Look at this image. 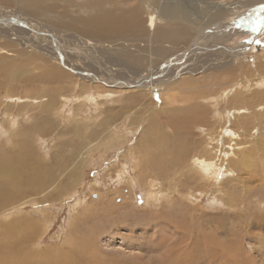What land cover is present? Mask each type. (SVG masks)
<instances>
[{
    "label": "rangeland",
    "instance_id": "1",
    "mask_svg": "<svg viewBox=\"0 0 264 264\" xmlns=\"http://www.w3.org/2000/svg\"><path fill=\"white\" fill-rule=\"evenodd\" d=\"M5 1L6 4L0 0V9L4 8V12L12 10L11 17L16 20L17 15L28 20L34 18L35 23L47 32H40L44 33V39L42 36L41 40L37 39L40 35L34 27L35 32L27 34V38L36 39L34 44L27 41L26 34L23 41L17 38L19 36L9 37L5 33L6 40H0V47L14 49L7 53L0 50V152L4 151L6 157L10 151L12 154L19 152L22 143L24 146L30 143L26 152L32 153L23 165L16 164V170L23 171V184L11 188L15 191H10L9 197L0 199V205L4 207H0V250L6 244L9 252L17 256L12 251L17 252L21 248L30 257L43 258L45 255L52 264L57 261L75 264L161 263L169 252L165 245L160 246L159 243L164 235L169 236L171 232L176 238L178 232L167 221V216H156L160 215V209H164L176 219L179 210L185 207L192 210L188 215H192V218L188 217L192 224L187 229L194 227L198 231L199 226L212 222L221 226L223 231L230 232L229 235L218 234L220 241L242 243L238 250H230L227 258L222 257V246L215 243L219 255L216 254L213 264H240V259L245 264H264V128H261L264 125V100L257 101L250 90L252 87L264 93V33L258 26L264 21V0H253V3H248L249 0H160L157 4L152 0H130L125 6H119L116 13L141 4L146 34L143 32L144 35L130 40L94 38L100 41L96 47L83 43L91 38L81 31L56 26L50 17L31 9L23 10L20 0ZM83 1L69 3L59 0L57 9L61 12L67 7L74 16L78 4ZM166 1L188 11V19L177 20L179 25H189L191 36L188 40L186 37L177 41H154L155 32L176 25V21L168 19L163 12ZM150 16L156 21L155 31L147 25ZM68 21V18L64 19L63 25ZM8 24L14 25L15 21ZM50 35L56 39L50 40ZM39 40L45 46L53 44L55 49H60L56 40L58 43L61 41L64 47L70 48V54L76 55L74 63L80 67H85L86 63L95 64L99 74L90 77L92 79L78 75L68 66L70 62L66 56L64 62L67 63L63 64L53 48L56 53L50 55L48 50L38 47ZM212 43L217 46L213 57H226L220 63L219 67L224 66L221 69L204 67L206 62L200 60L202 54L199 52L209 51ZM202 45L204 51L197 48ZM240 50L247 55L236 61L234 54H239ZM249 50L253 51L249 53ZM14 51H18L16 55ZM60 52L65 53L63 50ZM127 52L140 56V62L129 64L124 57H119ZM24 56L28 60L21 58ZM110 56L123 59L130 67L133 66L134 72L135 69H139L136 72L144 71L145 77L159 73L160 82L155 83L151 96L145 82L127 84L133 74L128 67L123 68L125 76L119 74L122 76L117 78L122 79L120 82L113 75L109 74L112 80L105 76L106 64L111 69L119 67L114 62L116 58L111 60ZM238 62L243 63L244 71L251 69L253 73L242 80L249 92L247 103L237 101L238 95L235 96L236 82L238 78L242 79L241 76H236L233 81L226 77L225 71L229 73ZM56 65L65 72L64 76L50 73L48 68ZM18 66H22L21 70ZM19 71L27 73L19 75ZM15 73L19 79H14ZM230 90L233 92L228 98L226 93ZM138 93L142 94L140 98L132 97ZM170 97L172 104L167 105L166 102H171ZM192 106H196L193 111L200 115L196 122L185 115ZM229 111L236 118L230 120L233 115ZM107 115L113 118L108 121ZM36 125L43 131H26L19 136L21 130L34 129ZM258 126L261 131L255 135L261 139L259 145H254L251 135ZM227 129H233L239 137L224 134L221 141V134ZM20 138L25 141L20 142ZM242 149L251 150L252 154L250 162L253 165L246 166V169L245 164L238 162ZM73 152L75 155L71 159L69 155ZM196 156L216 163L219 178L201 180L196 174ZM75 169H79L78 176L69 183L73 189L68 186V190H61L63 183L68 182L66 177ZM9 176V172L4 173L8 184ZM32 178L40 181L39 187L32 188L28 184ZM138 179L144 181L142 187ZM12 185L10 183V187ZM151 191H158L159 201H149ZM135 208L138 212L152 214L150 217L156 219L139 217L128 211L132 209L134 212ZM160 222L163 223L158 224ZM92 231L96 240L90 239L94 243L89 249L88 236L93 234ZM17 238L21 239L20 242ZM234 258L238 261H233ZM204 259L199 254L197 261L190 264H204Z\"/></svg>",
    "mask_w": 264,
    "mask_h": 264
},
{
    "label": "bare ground",
    "instance_id": "2",
    "mask_svg": "<svg viewBox=\"0 0 264 264\" xmlns=\"http://www.w3.org/2000/svg\"><path fill=\"white\" fill-rule=\"evenodd\" d=\"M3 1V0H2ZM9 1V0H8ZM12 1V0H11ZM67 2L69 3H74L75 1L77 0H66ZM78 1H82V0H78ZM130 1V0H84L81 4H78L79 6H77V10L75 11V15L73 16V12L68 9L67 7L63 10V11H58L57 9V3H59V0H20L19 2L22 3V8L23 10L24 9H31L32 11H35V13H39L43 16H45L46 18L50 17L52 18V22H54L56 26H59V25H62V26H65L67 27L68 29H71V30H79L81 31L80 33H83L84 35L86 36H89L91 39H87L85 40L83 43L86 44V46H91L93 45V47L97 46L98 41H95L94 38H97V40L99 39H102V40H110L114 37H117L119 39H124V40H130L132 37H140L142 36V34L144 35L145 32H147V29H146V26H145V21L144 19L142 18V14H141V10H142V7L137 4L135 5L132 9L128 10L127 9H123L121 13L117 14L116 11H117V8H119V6H121L122 4L125 6L126 3ZM253 0H249L248 3H251ZM142 2V1H141ZM139 2V3H141ZM152 2L154 4H157V2H160V0H152ZM167 3H164V10L163 12L168 15V19L170 20H173V21H176V25L174 26H171V27H168V28H162L160 30H158L157 32H155V39L154 41H160V42H165L167 40H172V41H177L178 39L180 38H186L187 37V40L189 39V37L191 36L190 34V27L189 25L187 24H183V25H179V22H177V20H186L188 19L187 17V12L186 10L179 6L178 4H175V3H172L170 1H166ZM4 3L6 4L7 2L4 0ZM247 3V1H246ZM253 3V2H252ZM19 4V3H18ZM143 4V2H142ZM242 4V2H241ZM210 6V5H209ZM61 7V6H60ZM204 8V7H203ZM4 9V8H3ZM3 9H0V40H6V37H4V33L5 34H8L9 37L15 35V36H19L17 38H21V41L24 40V35L26 34V39L27 41L29 42H36V39L34 40L33 37L31 38H27V34L31 33V32H35V28H36V32L40 35L37 39H40L41 40V36L43 38V35L44 33H40V32H47V30H45L44 28H42L43 26H40L37 22L35 23L36 19L34 18H29V20L27 18H23L22 15H17L15 16L16 18H18L17 20L13 17H11L13 15V13L11 12L12 10L9 11V9H7L6 12H10V13H6L4 12ZM161 9V8H160ZM202 9V8H201ZM211 9V8H210ZM200 11V10H199ZM203 11V10H202ZM234 11V9H233ZM201 12V11H200ZM220 12V11H219ZM232 12V11H231ZM203 13V12H202ZM220 14H223L220 12ZM16 15V14H15ZM5 16V17H4ZM68 18L69 21L63 25L62 21L64 19ZM14 19V20H12ZM55 19V20H53ZM255 19V18H254ZM10 21H15V24L14 25H10L8 23H10ZM8 22V23H7ZM29 23V24H28ZM257 24V23H256ZM48 25V23H47ZM147 25L149 26L150 29H153L154 31L157 29V25H156V21L154 20L153 16H150L149 17V20L147 22ZM248 26V25H247ZM256 26V25H255ZM258 26L259 28L261 29L262 31V34L264 33V21H262L260 24L258 23ZM35 27V28H34ZM64 29V28H63ZM258 29V28H257ZM12 31H15V32H12ZM67 31V30H66ZM22 32V33H21ZM144 32V33H143ZM247 32V31H246ZM257 32V31H256ZM23 34V36H22ZM37 34V36H38ZM146 34V33H145ZM245 34V33H244ZM250 34V33H249ZM30 35V34H29ZM32 35V34H31ZM215 35V34H214ZM33 36V35H32ZM146 36V35H145ZM148 36V35H147ZM261 36V35H260ZM212 37V35L210 36ZM16 38V37H15ZM17 38L15 40H17ZM44 39V38H43ZM55 40L56 38H54V36H51L50 35V40ZM10 40V39H9ZM39 40V45L37 44L38 47H41L42 49H45V50H48V54H54L57 52V59H62V63L63 64H66L67 62H70V64L68 65L70 68H72L73 70L77 71V73H79L78 75H81L82 77H85L87 79H92L90 77H92L93 75L95 77H97V75L99 74V70L97 69L96 66H94L93 64L91 63H86V66L85 67H80L79 64H76L74 63V60L73 58L76 56L74 53L73 54H70V48L69 47H64V43L62 44V42L60 41V43H58L56 40V44L58 45L57 47H59L60 49H55L53 46V44H50L51 46H45L43 43L41 44ZM47 40V39H45ZM44 40V42H45ZM60 40V39H59ZM69 40V39H68ZM95 42H93V41ZM3 42V41H2ZM13 42V41H11ZM10 42V43H11ZM25 42V41H24ZM215 42V41H214ZM18 43V41H17ZM53 43V42H52ZM178 43V42H177ZM2 43H0L1 45ZM13 44H15V42H13ZM158 44V43H157ZM205 44H208V41H206ZM204 44V45H205ZM4 45V44H3ZM6 45V44H5ZM53 45V46H52ZM204 45H202L201 47H197L198 49L204 51ZM210 45V44H209ZM215 45V44H214ZM213 43L210 45L211 49L209 51H205V52H199V54H202L201 55V61L202 62H206L205 65H203L204 67H207V68H223L224 66L222 67H219L220 66V63H222L226 57H220L221 59H218L219 58V55L217 56L218 58L216 57H213L214 56V50H216L217 46L215 45L214 46ZM68 46V45H67ZM206 46V45H205ZM78 47V46H77ZM15 48V47H13ZM52 48L56 51L54 52L52 50ZM68 48V49H66ZM73 48V47H72ZM89 48V47H88ZM206 48V47H205ZM8 50H6V47H0V50L2 51V53H7L9 51H13L9 48H7ZM34 49V48H33ZM60 50L62 51H65V53H61ZM69 50V51H68ZM158 50V49H157ZM160 50V49H159ZM0 51V52H1ZM81 51V50H80ZM139 51V50H138ZM236 51V50H235ZM241 51V50H240ZM247 51V49H246ZM253 50H249V53L252 52ZM255 51V50H254ZM15 52H18V51H14L13 54H15ZM20 52V51H19ZM213 52V53H212ZM242 52V51H241ZM241 52H239V54H234L236 55L235 57V60L236 61H240L242 58L240 56H243L245 57L247 55V53L245 52H242V55H241ZM22 53V52H20ZM35 53V52H34ZM72 53V52H71ZM80 53V52H79ZM245 53V54H243ZM10 54V53H9ZM8 54V55H9ZM19 53H17L18 55ZM29 54V53H28ZM33 54V53H32ZM217 54V53H216ZM16 55V54H15ZM25 55V54H23ZM71 55V56H70ZM19 56V55H18ZM53 56V55H52ZM67 57V62H64V57ZM70 56V57H69ZM99 56V55H98ZM181 56V54H180ZM189 56V55H188ZM31 57V55H30ZM36 57V56H35ZM34 57V58H35ZM100 57V56H99ZM115 57V56H114ZM114 57L110 56L109 59L113 60ZM119 57H124L123 59L125 61H129V64L130 63H133L134 65L135 64H138L141 60V57L138 56V55H135L134 53H131V52H127L125 53L124 55L122 56H119ZM238 57V58H237ZM21 58H25L24 57H21ZM20 58V60H21ZM116 59L114 60V62L116 61L118 64H119V67H115L114 69L110 68L108 64H106V68L104 69H107L105 70V76H108L109 79H113L111 76L113 75L114 78L116 80H119L117 79L118 76L119 78L122 77L120 76L119 74L122 73L123 71V68H126L128 67L127 69L129 70V72H133V74L135 76H130L132 77L131 79H128V83H136V82H145L148 86V90L150 92V96L154 90V87H155V83H159L160 81H158V74H153V75H150L148 77H145L146 74H144V71L143 72H136L137 70L139 69H135V72L132 71L134 69H131L132 67H130L126 62L123 61V59L121 58H118V57H115ZM27 58L23 59V60H26ZM89 59V58H88ZM3 60V59H2ZM10 60V59H9ZM13 60V59H12ZM15 60V59H14ZM28 60V59H27ZM31 60V59H30ZM29 60V61H30ZM96 60V59H95ZM28 61V63H29ZM110 61V60H109ZM11 62V61H10ZM26 62V61H25ZM31 62V61H30ZM50 62V61H48ZM54 62V61H53ZM61 62V61H60ZM96 62V61H95ZM93 62V63H95ZM105 62V61H104ZM114 62H111L112 64ZM177 62V61H176ZM244 62V61H243ZM3 63V62H2ZM19 63V62H18ZM175 63V61H174ZM247 63V62H245ZM256 63V62H255ZM7 64V63H6ZM47 64V63H46ZM199 65H201V63L199 62L198 63ZM227 64V63H226ZM229 64V63H228ZM229 65H232V64H229ZM249 66V65H248ZM15 67L17 68V66L15 65ZM15 68V69H16ZM22 68V66H21ZM21 68L18 66V69L21 70ZM67 68V67H66ZM206 68V69H207ZM226 69V68H225ZM228 69V68H227ZM226 69V70H227ZM247 69V68H246ZM17 70V69H16ZM48 70L50 71V73H52V75H57V76H64L65 75V72L62 70L61 67L59 66H53V67H49ZM102 70V69H101ZM146 70V69H144ZM258 70V69H257ZM48 71V72H49ZM107 71V72H106ZM17 72V71H16ZM20 72V71H19ZM26 72V71H25ZM23 73L22 71L20 72L19 75H21V73L23 74H26V73ZM117 72V73H116ZM226 72V77L229 80L233 81V80H236V76H241L242 79L238 78L236 82V86H237V89L235 91V96H237L236 98L238 99L237 101L239 102H243V103H247V96H248V91L245 89L246 87V84L244 83V81H242L245 77V76H249V75H252V70L251 69H248V70H243V63L241 62H238V65H236L235 67H232L230 70H229V73ZM84 75H83V74ZM125 73V72H124ZM18 73H15V76H14V79L18 78L17 77L18 75H16ZM22 74V75H23ZM97 74V75H96ZM111 76H110V75ZM118 74V75H117ZM123 74V73H122ZM129 74V73H128ZM163 74V73H162ZM30 75V74H29ZM124 75V74H123ZM117 76V77H116ZM125 76V75H124ZM21 77V76H20ZM27 77V76H25ZM155 77H157V80H155ZM22 78V77H21ZM24 78V77H23ZM148 78V79H147ZM12 79V80H14ZM30 79V78H29ZM28 79V80H29ZM97 79V78H96ZM25 80V79H24ZM27 80V79H26ZM122 80V79H121ZM121 80H119L118 82H120ZM160 80V79H159ZM226 80V79H225ZM221 81V80H220ZM32 82V81H31ZM116 82V81H115ZM114 82V83H115ZM223 82V80H222ZM224 82H227V81H224ZM117 83V82H116ZM122 83H125L124 81ZM81 84V83H80ZM250 84V83H249ZM255 85V83H253ZM252 84V86H254ZM259 85V84H258ZM106 87V86H105ZM143 87V86H142ZM248 87V86H247ZM153 88V89H152ZM253 91V94H254V97H256L257 101H262L264 100V93L263 91L261 90H255L253 89L252 87H250ZM90 89V88H89ZM152 90V91H151ZM249 90V88H248ZM255 90V91H254ZM231 91H227L226 95L228 98H230L229 94H231ZM233 92V91H232ZM101 96V95H100ZM142 96L135 94L134 97L135 99L137 98H140ZM153 96V95H152ZM234 96V97H235ZM253 96V95H252ZM95 100H96V96L94 97ZM171 98V102L168 101L166 102L167 105H170L172 104V97ZM102 99V98H101ZM133 99V98H132ZM133 99V100H135ZM254 99V98H253ZM139 100V99H138ZM236 100V99H235ZM97 102V101H96ZM226 102V101H225ZM212 103V102H211ZM210 103V104H211ZM223 103V102H222ZM228 103V102H227ZM213 104V103H212ZM49 107V106H47ZM196 106H192V107H189L187 109V112L185 115L191 117L194 121L193 122H196L198 120H200V115L197 113V115H195L196 113L193 111L195 109ZM250 108V107H249ZM199 109V107H198ZM48 109H46L47 111ZM128 110V109H127ZM245 110V109H244ZM246 111V110H245ZM200 112V110H199ZM252 112V111H251ZM224 113V112H222ZM229 114L230 115H233L232 114V111H229ZM113 115V114H112ZM247 115V114H246ZM181 116L183 117V114H181ZM251 116V115H250ZM112 117V116H111ZM111 117L109 115L106 116V118L108 119V121L111 120ZM223 117V115H222ZM228 117V116H227ZM236 118L235 115H233L232 117H230L229 119L231 120L232 118ZM257 117V116H256ZM260 117V116H259ZM105 118V119H106ZM113 118V117H112ZM233 118V119H234ZM248 118V117H247ZM251 119V118H250ZM47 120V118H46ZM181 120H184V119H181ZM249 120V119H248ZM259 120H261L259 118ZM134 121V120H133ZM13 122V121H12ZM16 123V121H14ZM13 122V123H14ZM39 122V121H38ZM107 122V121H106ZM249 122H252L249 120ZM40 124V123H39ZM108 126V125H107ZM241 127V126H240ZM107 128V127H106ZM261 128H264V125L262 124V127ZM261 128L258 126L256 128V131H254V133L251 135V139H252V143H254V145H259L258 143L260 142V139L261 138H258V136L255 135V133L258 135V132L261 131ZM45 130V129H44ZM26 131H33V132H42L43 129L41 126L39 125H36V127L33 129H30V127L26 128V130H21L19 132V136L20 135H23L24 132ZM93 132V131H92ZM157 134V133H156ZM224 134H227V135H230V136H237L235 133V131L233 129H227L225 133L222 132L221 136H222V140H224ZM213 135V134H212ZM212 135L210 137H212ZM30 136V135H29ZM250 136V135H249ZM219 137V136H218ZM239 137V136H237ZM12 138V137H11ZM217 138V137H216ZM229 138V137H228ZM210 139V138H209ZM244 139V138H243ZM246 139V138H245ZM150 140V139H149ZM247 140V139H246ZM25 140L20 138V142H24ZM219 141V139H218ZM220 141V142H221ZM214 142V141H213ZM145 143V142H144ZM234 143V142H233ZM236 143V142H235ZM245 143V142H244ZM248 143V142H247ZM250 143V142H249ZM251 143V144H252ZM25 144V143H24ZM22 143V146L20 149L19 152H16V153H13V151H10L9 153H7L6 157H4V151L3 152H0V199L1 198H4V197H9V194H10V191L14 192L13 189L11 188H15L16 185L19 186L21 183H22V173L23 171L21 172L20 170H16L17 169V165H20L21 164L23 165V163L25 162L27 156H31L32 153H27L26 152V148L27 146H30L31 144L30 143H27V146ZM237 144V143H236ZM239 144V143H238ZM20 146V143L17 145V149L18 147ZM238 147V146H237ZM254 147H257V146H254ZM259 147V146H258ZM264 147V146H263ZM262 147V148H263ZM80 147H78L77 149H79ZM239 148V147H238ZM245 148V147H244ZM243 148V149H244ZM249 148H253V147H249ZM248 148V149H249ZM216 149V148H215ZM218 149V148H217ZM240 151L242 156L239 158L238 162L240 165H244L245 164V169H246V166H249L251 167V162H250V158L252 157V154H251V150H243ZM170 150V149H169ZM168 150V151H169ZM264 150V149H263ZM258 151V150H257ZM76 152V151H75ZM75 152H73L71 155H69V157H71V159H73L74 155H75ZM175 152V151H174ZM239 152V153H240ZM248 152V153H246ZM164 153V152H163ZM167 153V152H166ZM263 153V152H262ZM79 154V153H78ZM157 153H154L153 152V155L157 156L156 155ZM230 153H228L229 155ZM162 155V154H161ZM159 156V155H158ZM233 156V155H232ZM258 156V155H257ZM263 156V155H262ZM260 157V155L258 156V158ZM257 158V157H256ZM151 159V158H150ZM159 159V158H158ZM219 159V158H218ZM60 160V159H59ZM195 160V161H194ZM193 161L195 162L198 170L196 172V174H199L200 176V179L201 180H208L210 178H214V180H216L218 177V172H217V165L216 163H213L211 161H209L208 159H203V158H197L196 156V159H194ZM257 162V161H256ZM177 163V162H176ZM17 164V165H16ZM72 164V163H71ZM69 163V165H71ZM78 164V163H77ZM257 164V163H256ZM234 165V164H233ZM253 165V164H252ZM258 166L259 165V161H258ZM16 167V168H14ZM19 167V166H18ZM79 167V166H78ZM194 167V166H193ZM220 167V166H219ZM233 167V166H232ZM235 167V165H234ZM65 168V167H64ZM195 168V167H194ZM261 168V167H259ZM221 169V168H220ZM244 169V167H243ZM78 170L79 169H75V170H71V174L69 175V177L66 179H68V182L67 184H64L63 183V186H61V190H68V186L70 189H73L70 187L71 184V181H73L74 177H77L78 176ZM264 170V168L262 169ZM10 174V181H9V184H8V181L4 178V173H8ZM49 173V172H48ZM196 176V175H195ZM139 178V177H138ZM219 178V177H218ZM55 179V178H53ZM76 179V178H75ZM74 179V180H75ZM41 180V179H40ZM140 180V179H138ZM194 180V179H193ZM43 181V180H42ZM46 181V179H45ZM67 181V180H66ZM155 181V180H154ZM77 182V181H76ZM129 182V181H128ZM141 183H139L141 185V187L144 185V181L142 182L140 180ZM214 182V181H212ZM219 182V181H218ZM10 183H12V187H10ZM23 184V183H22ZM30 184V186L32 188H37L39 187L40 185V181L39 180H36V178H32V180L28 183ZM146 184V183H145ZM153 185V183H151ZM155 184V183H154ZM129 185V184H128ZM214 185V183H213ZM25 187V186H23ZM22 187V189H24ZM46 187V186H45ZM151 187V186H150ZM19 188V187H18ZM27 188V186H26ZM25 188V190H26ZM42 188V187H41ZM8 189L7 192H5L6 190ZM44 189V188H43ZM142 189V188H141ZM149 189V188H147ZM152 189V188H150ZM35 190V189H34ZM39 190V189H38ZM146 191V190H144ZM150 191V190H149ZM17 192V191H16ZM20 192V191H19ZM148 192V191H146ZM158 191H151L149 196H150V199L149 201H159V198H158ZM161 193V192H160ZM192 193V192H191ZM15 194V193H14ZM16 195V194H15ZM145 195L147 196V194L145 193ZM167 196V195H166ZM165 197V196H164ZM12 198V197H11ZM195 198V197H194ZM6 199V198H5ZM165 199V198H164ZM147 200V199H146ZM183 200V199H182ZM1 201V200H0ZM171 201V200H170ZM148 202V201H147ZM164 203H166L165 201H163ZM162 202V203H163ZM168 202V201H167ZM149 203V202H148ZM152 202H150L151 204ZM157 203V202H156ZM180 203V202H179ZM183 203V202H182ZM221 203V201H220ZM173 204H176V203H173ZM150 206V205H149ZM169 206V205H168ZM0 207H2V205H0ZM152 207V206H150ZM4 208V207H2ZM3 210V209H2ZM134 210V209H133ZM136 211H132V209H129L128 211L131 212V214H138L139 217H147V216H152V214L148 213V212H138V210L135 208ZM1 211V210H0ZM125 212V211H124ZM159 212V211H158ZM192 212V210L190 208H183V210H179L178 212V217L176 219H174V217H170L169 213H167L164 209H160V212H159V216H156V218H159V217H162L164 215V217H168L169 219L167 220L168 222H170L171 224L174 225V228H175V231L178 232V236H175L171 234V232L169 233V236H163V241L160 242V246L161 245H165L168 249V252H169V255H167L165 257V259L163 260V262L161 263H156V264H190L191 261H194L196 262L197 259H198V256L199 254H202L204 256V261H206V263L204 264H213V259L216 258V254L218 253L219 255V248L215 245V243H218L219 245L222 246V248L220 249L221 253L223 254L222 257L224 258H227L226 256H229V251L230 250H238L240 248V245L242 244H238V243H234V242H231L230 240L227 241L224 239V241H220L221 238H218V234H221V236L225 235V234H230L227 233L225 230V232L221 229V226H215L214 224H212V222H210L209 224L207 223L206 226H199L201 227L198 231H195L193 228L191 229H187V226H190L191 227V220L189 218H192V215L191 217L188 216L189 213ZM192 214V213H191ZM187 216V217H186ZM207 216V215H206ZM209 216V215H208ZM248 216V215H247ZM189 217V218H188ZM213 217V216H212ZM211 217V218H212ZM252 217V216H251ZM153 219H156L154 217H152ZM152 218L150 217V219L152 220ZM199 218V217H198ZM205 218V217H204ZM247 218V217H246ZM250 218V217H249ZM202 219V218H201ZM252 219V218H251ZM22 222V221H21ZM24 222V221H23ZM195 222V220H194ZM252 222V221H251ZM254 222V221H253ZM258 222V221H257ZM163 222H160L158 224H162ZM183 223V225H182ZM205 223V222H204ZM17 224V223H16ZM23 224V223H22ZM156 225H158L157 223H155ZM220 224V223H219ZM257 224V223H256ZM21 225V224H20ZM233 225V224H232ZM248 225V224H247ZM255 225V224H254ZM253 225V226H254ZM184 226V229L182 228ZM243 226V225H242ZM262 226V225H261ZM245 227V226H244ZM256 227V226H255ZM237 228V227H236ZM222 230V231H221ZM246 231V230H245ZM93 232V231H92ZM221 232V233H220ZM9 233V232H8ZM14 233V232H13ZM17 234V233H16ZM23 234V233H22ZM94 232L93 234H89L88 236V239L90 241V239L92 240L94 238V240H96V236H94ZM203 236H202V235ZM233 234V233H232ZM251 234V233H250ZM24 235V234H23ZM17 236V235H16ZM86 236V237H87ZM239 236V235H238ZM15 237H13L14 239ZM85 238V237H84ZM233 238V236H232ZM23 239V238H22ZM25 239V238H24ZM15 240V239H14ZM17 240L20 242V238H17ZM172 240V242H170ZM233 240V239H232ZM252 240V239H251ZM241 241V240H240ZM238 241V242H240ZM264 241V240H263ZM22 242V241H21ZM262 242V241H261ZM12 243V242H11ZM25 243V242H24ZM94 242L93 241H90L89 243V249L91 248L92 244ZM18 244V243H17ZM158 245V244H157ZM218 245V246H219ZM8 245L5 244L4 248H1L0 250V264H52V261L51 259L49 258H45V255L43 258H38V257H30L29 253H26L25 250L23 249H17L18 251L15 252L14 250L12 252H14L15 254H17V256L13 255L12 253L9 252L10 248L7 247ZM220 246V247H221ZM263 246V245H262ZM2 247H3V244H2ZM264 247V246H263ZM163 248V247H162ZM165 248V247H164ZM166 249V248H165ZM166 251V250H165ZM231 251V252H232ZM240 251V250H239ZM250 251V250H249ZM216 252V253H215ZM260 252V251H259ZM220 253V254H221ZM234 253V252H233ZM215 254V255H214ZM231 255V254H230ZM233 255V254H232ZM237 255V253L235 254ZM234 255V256H235ZM240 255V254H238ZM254 255V254H253ZM47 256V254H46ZM220 257V256H218ZM232 257V256H231ZM241 257V256H240ZM247 257V256H246ZM256 257V256H254ZM162 258V257H161ZM237 258V257H236ZM242 258V257H241ZM244 258V257H243ZM258 258V257H257ZM230 259V258H229ZM233 259V258H232ZM235 259V258H234ZM53 260V259H52ZM72 260V259H71ZM218 260V259H217ZM220 260V259H219ZM238 261V259H235L233 261ZM63 261V260H62ZM222 261V260H221ZM227 261H229L227 259ZM245 261V260H244ZM257 261V260H256ZM240 264H245L244 262H241V259L238 261ZM246 262V261H245ZM193 263V262H192ZM217 263V262H215ZM255 263V262H254ZM54 264V263H53ZM55 264H75V262H72V261H66V262H63V263H59L58 261L55 263ZM155 264V263H154ZM220 264V263H219ZM221 264H224V263H221ZM226 264V263H225Z\"/></svg>",
    "mask_w": 264,
    "mask_h": 264
}]
</instances>
